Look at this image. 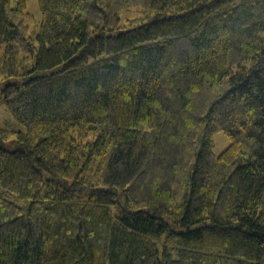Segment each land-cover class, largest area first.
Returning a JSON list of instances; mask_svg holds the SVG:
<instances>
[{
	"label": "trees",
	"instance_id": "trees-1",
	"mask_svg": "<svg viewBox=\"0 0 264 264\" xmlns=\"http://www.w3.org/2000/svg\"><path fill=\"white\" fill-rule=\"evenodd\" d=\"M32 1L0 0V264H264V0Z\"/></svg>",
	"mask_w": 264,
	"mask_h": 264
},
{
	"label": "rangeland",
	"instance_id": "rangeland-1",
	"mask_svg": "<svg viewBox=\"0 0 264 264\" xmlns=\"http://www.w3.org/2000/svg\"><path fill=\"white\" fill-rule=\"evenodd\" d=\"M31 4L34 5L35 7H37V9H38V5H37L36 0H33L31 2ZM2 85H3L2 77L0 74V94H1ZM0 126H3L5 128H8V129L20 130V126L11 119L9 113L3 107V105L1 103H0ZM214 140L216 143L215 153L219 154L227 147L228 141L224 138V136L221 133L216 134L214 136Z\"/></svg>",
	"mask_w": 264,
	"mask_h": 264
}]
</instances>
